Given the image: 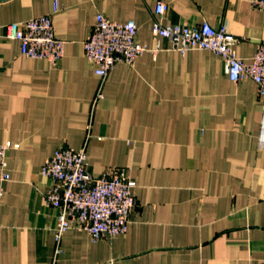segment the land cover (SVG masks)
<instances>
[{
  "label": "crops",
  "instance_id": "obj_1",
  "mask_svg": "<svg viewBox=\"0 0 264 264\" xmlns=\"http://www.w3.org/2000/svg\"><path fill=\"white\" fill-rule=\"evenodd\" d=\"M157 1L0 0V143L12 144L0 264H264V96L251 78L231 81L218 55L156 36ZM163 1L164 24L226 27L246 61L264 39L251 0ZM100 13L134 20L158 51L100 77L84 49ZM42 15L65 41L56 66L6 37L8 24ZM64 146L85 148L92 173L126 168L136 180L126 233L73 228L57 240L41 170Z\"/></svg>",
  "mask_w": 264,
  "mask_h": 264
},
{
  "label": "built area",
  "instance_id": "obj_2",
  "mask_svg": "<svg viewBox=\"0 0 264 264\" xmlns=\"http://www.w3.org/2000/svg\"><path fill=\"white\" fill-rule=\"evenodd\" d=\"M251 3L264 11V0H251ZM168 8L163 0L157 1L153 28L156 36L168 39L171 49L183 54L190 50H207L218 55L231 81L237 83L251 78L264 96V39L250 61H246L236 55L233 47L239 39L226 27L215 28L207 22L166 25L160 18ZM138 29L134 20L119 22L101 13L97 16L84 42L86 58L97 75L105 78L118 63L133 65L145 53L158 51L139 41ZM6 37L20 42L25 57L46 59L51 66L58 65L65 54V41L56 37L51 15L10 23ZM259 142L260 147H264V114ZM11 147L10 142L0 143V198L4 184L11 177L8 169ZM41 173L50 181L45 202L58 211L55 230L58 241L64 232L73 228L88 231L94 240L128 231L136 207L137 182L126 168L92 173L88 169L85 148L64 146L45 161Z\"/></svg>",
  "mask_w": 264,
  "mask_h": 264
}]
</instances>
